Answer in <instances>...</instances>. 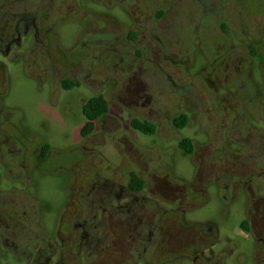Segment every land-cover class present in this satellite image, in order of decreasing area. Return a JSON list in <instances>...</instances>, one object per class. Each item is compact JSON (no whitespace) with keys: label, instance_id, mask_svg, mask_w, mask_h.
Masks as SVG:
<instances>
[{"label":"flooded vegetation","instance_id":"1","mask_svg":"<svg viewBox=\"0 0 264 264\" xmlns=\"http://www.w3.org/2000/svg\"><path fill=\"white\" fill-rule=\"evenodd\" d=\"M240 1L0 0V57L24 60L31 72L35 69L46 76L52 87L53 80L58 81L57 91L82 88L84 92L80 91L76 98L85 118L80 130L81 143L70 150L73 153L77 149L78 153L67 163L73 169L61 218H67L68 229L63 235L58 224L55 232L48 234L36 208V198L26 188L31 185L29 179L33 170L48 159L51 147L45 142L37 143L33 132L21 127L4 107L0 94V180L1 174L8 172L10 178L15 174L23 183L22 188L13 185L5 190L0 188V264H81L83 248L86 252L91 250L93 255L92 258L85 256L86 264L94 260L102 264L106 251L114 257V264H178L181 260L191 264H227L228 252L223 247L218 226L221 218L198 221L187 217L188 212L208 203L211 197L217 200L221 216L237 197L243 199L245 214L239 225L244 236L253 243L250 264H264V73L260 70L264 68L261 39L264 27L260 24L259 28L250 19L254 30L246 33L249 42L233 37V18L228 10L241 5ZM253 5L256 7L250 4ZM115 8L125 14V19L113 14ZM237 12L240 27H245L247 20L240 10ZM66 20L84 25L89 33L69 49L60 44L57 35L58 26ZM191 32H194L192 36ZM149 38L160 47L177 42L190 49L207 51L205 64L200 65L195 74L210 67L211 73L205 80L214 97L210 101L214 105L209 109L211 113L217 109L216 104L218 112H223L225 104L218 98L229 95L231 90L240 92L235 95L240 97L239 105L247 101L251 104L248 110L233 111V106L230 110L231 118H237L238 133L248 126L256 130L255 134L229 139L238 144V151L247 163L244 173L226 171L214 178L205 179L204 174L198 178V168L192 160L197 153L196 143L185 136L153 137L151 146L141 145L133 137L113 139L112 166L118 167L123 162V174L115 170L104 173L103 169L102 173L94 171L93 178L86 175L84 167L89 157L85 154H102V145L93 136L103 116L109 113L90 117L91 120L84 115L89 99L104 97L101 78L93 66L100 61V55L92 49L97 45L114 49L117 43L127 46L132 50V58L129 60L126 52L119 55L118 61L129 66L144 55L143 48L148 47ZM109 53L117 54L113 50ZM255 58L259 65L253 70L260 75V85L250 81L249 64ZM133 77L139 78V74ZM160 77L166 84L173 82L174 88L167 91L173 92L171 96L177 97L180 89H184V85L174 83L168 73ZM5 78L6 67L0 59V86L4 85ZM220 78L230 89L226 91L215 84ZM68 83L72 86L67 87ZM131 101L147 109L152 105L150 99L142 105L138 98ZM237 112L244 118L236 117ZM143 113L148 115V112ZM141 116L130 115L132 129L141 131L132 125L134 119L150 122L149 117ZM182 116L186 123L180 128L174 122ZM189 119L187 112L173 115L174 130L180 132ZM90 122L91 129L82 132ZM155 132L156 127L153 134ZM186 139L192 146L189 152L181 146ZM206 139L203 145L209 144ZM42 151L45 153L41 156ZM181 155L193 162L189 178L173 172L176 158ZM87 185L89 188L84 193ZM83 198L84 208L81 207ZM68 206L71 207L68 209ZM69 257L75 262L67 261Z\"/></svg>","mask_w":264,"mask_h":264},{"label":"rangeland","instance_id":"2","mask_svg":"<svg viewBox=\"0 0 264 264\" xmlns=\"http://www.w3.org/2000/svg\"><path fill=\"white\" fill-rule=\"evenodd\" d=\"M240 2L241 5L237 4L235 8L231 7L228 10L233 18L231 22L232 34L235 39L248 43L249 36L246 33H252L254 30L251 28V20L259 28L260 24L264 27V0H241ZM251 3L256 4V7L250 6ZM237 10H240L243 13L242 17L247 20V25L244 24L245 27L239 25ZM113 11V14L115 13L118 18L125 19L123 12L117 8ZM84 29L85 26L76 21L61 22L57 29L60 44L68 49L73 47L83 37L89 35ZM261 32V39L264 42V31ZM193 34L194 32L190 33L191 36ZM187 35L189 36V34ZM148 41V47L143 48L144 55L137 57L136 64L129 66H124L118 61L119 55L126 52L128 54L126 56H129L128 59L132 58L130 56L132 50L127 46L117 43L114 49H105L103 45H97L92 49L93 53L100 55V61L94 62L93 66L96 67V72L101 78L100 83L104 89L102 94L108 101L109 113L104 115L105 117L103 116L102 123L96 127L93 136L94 140L102 145V154L95 152L85 154L87 158L89 157L84 167L86 175L93 178L94 171L102 173L103 169L104 173L106 170H115L123 174L124 163L121 162L118 167H114L112 166L114 161H111L115 148L114 141L118 138L133 137L141 145L151 146L153 137L172 139L185 136L190 137L196 143L197 153L192 160L198 168V178L201 177V174L205 175V179L214 178L226 171L237 174L244 173L248 167L247 163L238 151V144H233L234 142H230L229 139L240 138L245 134H255L256 130L248 126L238 133V129L235 128L237 118H231L232 111L230 110L231 106L235 109L233 111L245 108L248 110L251 104L247 101L239 105L240 97L235 95L240 92L231 90L229 95L218 98L225 104V107L221 109L223 112H218L219 106L216 104L215 108L217 109L211 113L209 109L214 105L210 101L214 97H211L209 92L211 88L205 80L211 73L210 67L198 71L197 75L195 74L199 66L205 64L204 57L207 51L200 48L190 49L185 44L177 42L160 47L151 38ZM109 50H113L117 54H110ZM200 55H203L204 59ZM0 59L6 67L5 82L3 86H0L4 107L13 115V118L18 120L24 130L33 132L37 143L45 142L51 147L48 159L40 164L38 169L33 170L29 179L32 186L29 185L26 189L36 198V208L41 213L44 231L53 234L56 227L59 226L58 224H61V234L65 235L68 223L66 217L61 218V213L68 196L70 173L73 169L67 163L71 157L78 153L77 149H74L73 153L70 150L82 140L80 130L85 118L76 96L80 91H84L82 88H74L70 91L59 89L57 91L58 81L53 80L54 89L46 76L35 69L31 72L24 60L20 58L9 60L1 57ZM147 60L155 65L148 64ZM193 61H195V65H193ZM116 62L117 64H114ZM122 63L124 62L122 61ZM214 64L215 61L212 65L214 66ZM249 65H251L249 69L252 73L251 84L260 85V75L253 70L259 65L258 59H251ZM160 68L161 72L158 70ZM260 70L261 74L264 73L263 67ZM163 73H168L174 83L184 85V89H180L177 97L171 96L173 92H167L174 88L173 82L166 84L160 77L161 74L164 76ZM135 74H139V78H134ZM215 84L226 91L230 89L225 86L223 78L216 80ZM239 89L237 88V90ZM133 98H138L139 102H142L141 105L144 104L143 101L150 99L152 105L149 109L142 108L140 105L136 106L137 103L131 101ZM143 112H148L149 116ZM180 112H187L190 119L186 127L179 132L174 130L171 118ZM136 114L142 115L141 118H150V122L156 127L155 134H146L130 127V115ZM236 117L244 118L239 112ZM11 132L14 134L13 130ZM15 133L17 132L15 131ZM205 139L208 141V145L202 144ZM87 144L89 145V143ZM192 165V161L190 162L184 155H181L176 158L173 172L176 176L189 178ZM7 173L1 174L0 188L5 190L11 188L12 185L22 188L23 183L19 176L14 174V177L10 178L11 176ZM88 188V185L84 187L83 192L85 193ZM81 201V207L84 208V198ZM217 203V200L211 197L208 203L188 212L187 217L198 221L207 218H221L218 221V226L223 247L228 252L226 263L250 264L253 243L244 236L239 225L245 214V202L242 198L237 197L229 204L224 216H221V209ZM70 207L68 206V209ZM84 249L80 255L81 264H86L85 256L87 258L93 256L90 253L91 250L86 252ZM101 260L102 264H114V257L109 251H106ZM67 261L75 262L71 257L67 258ZM91 264H98V262L94 260L91 261ZM178 264L191 263L188 260H181Z\"/></svg>","mask_w":264,"mask_h":264},{"label":"trees","instance_id":"3","mask_svg":"<svg viewBox=\"0 0 264 264\" xmlns=\"http://www.w3.org/2000/svg\"><path fill=\"white\" fill-rule=\"evenodd\" d=\"M67 87L72 86V84L68 83V85H66ZM90 107H94L92 108V110L90 111L89 108ZM108 112V101L103 97V96H96L93 97L91 99H89L87 101V103L85 104V108H84V115L86 116L87 119H89L90 117L94 118V117H99L102 116L104 114H106ZM91 120V118H90ZM132 125L141 130L142 132L146 133V134H153L154 132V125L150 122L147 121H139L137 119L132 120ZM175 125L177 127H183L186 123V118L185 117H178L175 119ZM92 124L91 122L86 124L83 128H82V132H87L91 129ZM181 146L184 150H186L187 152H189L191 150V143L189 139H186V141H182ZM45 152L42 151L41 152V156L44 154Z\"/></svg>","mask_w":264,"mask_h":264}]
</instances>
